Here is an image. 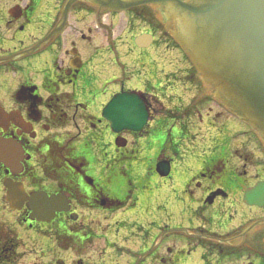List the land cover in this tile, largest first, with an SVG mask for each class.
I'll list each match as a JSON object with an SVG mask.
<instances>
[{"label":"flooded vegetation","instance_id":"af4514ba","mask_svg":"<svg viewBox=\"0 0 264 264\" xmlns=\"http://www.w3.org/2000/svg\"><path fill=\"white\" fill-rule=\"evenodd\" d=\"M128 1L0 0V144L14 141L21 163L16 173L0 161V185L4 195L11 179L28 194H63L68 202L50 221L32 220L26 202L15 211L23 232L0 223V264H106L134 230L145 231L146 249L130 250L129 264H264V140L219 105L229 119L216 108L206 119L216 133L209 152L196 160L199 147L188 145L197 135L189 123L217 105L204 89L213 84L192 71L177 75L200 90L177 111L153 91L178 85L148 63L142 82L130 76L101 90L103 45L116 49L122 33L136 49L164 44V34L172 39L167 3L121 10ZM143 34L154 37L147 48L134 43ZM123 92L140 94L149 120L141 131H123L127 144L117 147L103 110ZM238 124L246 128L233 131ZM237 133L243 138L232 142ZM251 140L262 153L254 164ZM163 161L171 163L165 176ZM159 178L177 195L156 197Z\"/></svg>","mask_w":264,"mask_h":264},{"label":"water","instance_id":"95a60500","mask_svg":"<svg viewBox=\"0 0 264 264\" xmlns=\"http://www.w3.org/2000/svg\"><path fill=\"white\" fill-rule=\"evenodd\" d=\"M113 1L116 0H101V4L109 6ZM159 1L165 0L120 2V7L125 10ZM166 1L174 3V13L180 20L176 39L202 76L217 84L234 110L264 137V0ZM135 42L141 47L148 46L152 38L144 35ZM213 90L222 97L217 89ZM103 115L111 121L116 133L124 129L137 131L147 120V109L138 94L125 93L115 95ZM6 144H0V161L18 173L21 168L18 147L14 141ZM169 172V162H162L160 173ZM4 185L10 207L21 210L29 201L32 219L45 220L47 214L53 216L67 203L63 196L49 197L39 192L29 196L21 183L11 179L5 180Z\"/></svg>","mask_w":264,"mask_h":264},{"label":"rangeland","instance_id":"374dc122","mask_svg":"<svg viewBox=\"0 0 264 264\" xmlns=\"http://www.w3.org/2000/svg\"><path fill=\"white\" fill-rule=\"evenodd\" d=\"M163 19H164L163 21H165V18ZM130 39L131 37H128V34L122 33L119 36V38H117L116 49H109L107 45L106 46L103 45L101 47V90H113L120 84L119 81L122 78H128L130 76H133L135 84L142 82L140 78H142L145 74V71L148 70L147 66L144 65L148 63L150 66L156 69L163 68V70L169 72L171 74L169 75L170 81L175 82V84L178 85L175 88L172 85H169L166 87L167 90L155 89L153 91L155 93H158V95L161 97L165 105L164 106L165 108L175 109V111H177L178 108L177 106H180L181 103L183 104L189 101L197 92L200 91L196 87V85L189 83L188 80L186 81L183 79L176 80L178 79L177 75L183 76L184 73L191 72L190 68L192 66H191V62L186 57L184 52L172 41V39L168 38L166 34H164L162 38L164 40L163 42L164 44L162 45L154 44L148 49H136L131 41L132 39L131 40ZM148 57L151 59H148ZM151 62L153 63L150 64ZM171 72H175V74L172 75ZM157 77H159V75H157ZM166 83L167 80L165 81V79L161 77L159 85H164ZM204 89H205V94L209 95V98L215 100V102L218 101L217 100L218 96L214 94V90L212 88L209 89L204 86ZM162 91H164L165 94H162ZM201 96H199V98ZM196 100H198V98ZM218 102L217 105L215 103L210 105L213 106L214 109L213 111L209 107L204 108L202 110L204 120L200 121V119L196 116L195 117L196 120H194V123H189L188 125L189 127H191V130L194 135H196L197 133V135L194 137H195V143H197L198 144L197 146L199 147V150L197 152L199 156H201L204 152H209V146H211L213 142V141L211 142L212 136L216 134L215 130H213L211 126V123L207 122L206 119L208 118L209 115H214L215 108L218 111L221 110L224 115L226 114V112L219 106ZM198 103L199 101L197 102V105ZM226 117L229 119L228 116ZM239 128L244 129L246 128V126L244 124H242V127H240L239 124L235 125L233 127V131H237ZM249 133H251V130ZM240 134L241 133H238V135L233 137V139H238V138L242 139L240 138ZM157 140L160 141L159 138H157ZM233 141L234 140H232V142ZM108 142L111 143L110 145H113L114 139ZM200 149L202 150L203 153L200 151ZM249 149L250 151L255 153L254 156L251 155L249 161L250 164H254L255 157L261 154L253 143H249ZM195 159L198 160V158ZM175 163L176 164L180 163V160L176 159ZM252 169L253 168L251 167V170ZM154 178H157L156 175ZM178 179H179L178 172L175 171L174 181L178 182ZM171 184H172L171 181L167 182L166 180L161 178H159L158 180L155 179L152 182L155 191V192L153 191V193H155V196L160 199L164 198L165 196H176L177 194L172 191ZM4 194H5L4 188L1 186L0 187V223L7 224L10 226V228L16 229L18 232L21 231L23 232L24 227L22 228L17 220L19 219L18 214H16L15 211L11 210L8 207L6 201V195ZM124 234H125L124 238L119 241L120 244L115 248L114 252L112 253V256H107L105 258L106 264H129L130 250L140 253H143L145 251L146 249L145 231L134 230L131 232L129 231L124 232ZM22 250H27V249L24 248ZM53 250L54 251L56 250L55 243L53 245ZM67 256L68 255L65 254V257Z\"/></svg>","mask_w":264,"mask_h":264}]
</instances>
